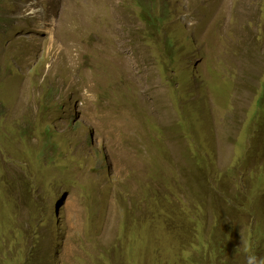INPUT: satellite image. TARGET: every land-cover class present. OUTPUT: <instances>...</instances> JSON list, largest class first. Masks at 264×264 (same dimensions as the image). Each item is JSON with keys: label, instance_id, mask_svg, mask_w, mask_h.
<instances>
[{"label": "rangeland", "instance_id": "374dc122", "mask_svg": "<svg viewBox=\"0 0 264 264\" xmlns=\"http://www.w3.org/2000/svg\"><path fill=\"white\" fill-rule=\"evenodd\" d=\"M0 11V171L28 184L14 190L22 218L44 207L61 263L88 261V233L113 242L120 199L149 183L156 147L184 168L198 139L239 174L261 148L264 0H2Z\"/></svg>", "mask_w": 264, "mask_h": 264}, {"label": "trees", "instance_id": "16d2710c", "mask_svg": "<svg viewBox=\"0 0 264 264\" xmlns=\"http://www.w3.org/2000/svg\"><path fill=\"white\" fill-rule=\"evenodd\" d=\"M6 20L0 11V26ZM171 50L172 44L166 42V51ZM261 95L255 111L264 117ZM47 140L44 143L48 146ZM195 140L193 148L199 145L196 149L203 153L191 148L184 168H176L169 152L156 147L157 164L154 171L149 169V183H143L135 196L120 199L122 219L113 242L97 243L99 240L86 234L85 240L97 247L85 254L84 240L80 245L88 261H77L264 264V139L260 140L261 148L240 160L242 174L237 164L221 172L209 158L208 145L203 147ZM26 186L22 177L10 180L0 171V264H65L60 262L59 248L53 245L44 207L22 218L17 204H12L14 190H26ZM240 214L248 221H239Z\"/></svg>", "mask_w": 264, "mask_h": 264}, {"label": "bare ground", "instance_id": "6f19581e", "mask_svg": "<svg viewBox=\"0 0 264 264\" xmlns=\"http://www.w3.org/2000/svg\"><path fill=\"white\" fill-rule=\"evenodd\" d=\"M100 16V15H99Z\"/></svg>", "mask_w": 264, "mask_h": 264}]
</instances>
